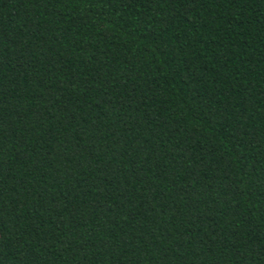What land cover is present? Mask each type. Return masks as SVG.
Returning <instances> with one entry per match:
<instances>
[{
  "label": "trees",
  "instance_id": "trees-1",
  "mask_svg": "<svg viewBox=\"0 0 264 264\" xmlns=\"http://www.w3.org/2000/svg\"><path fill=\"white\" fill-rule=\"evenodd\" d=\"M0 264H264V0H0Z\"/></svg>",
  "mask_w": 264,
  "mask_h": 264
}]
</instances>
